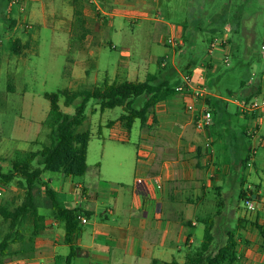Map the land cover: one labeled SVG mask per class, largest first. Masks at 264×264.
<instances>
[{
	"label": "crops",
	"instance_id": "obj_1",
	"mask_svg": "<svg viewBox=\"0 0 264 264\" xmlns=\"http://www.w3.org/2000/svg\"><path fill=\"white\" fill-rule=\"evenodd\" d=\"M24 1V10L12 9L20 14L27 31L53 29L55 34H65V51L74 50L80 58L88 55V69L84 60H74L70 68L74 86L84 82V74L88 81L93 76L92 81L99 83L96 70L104 66L107 48L119 52L121 61L112 74L106 72L104 82L145 81L165 65L173 66L180 80L186 75L176 65V50L168 45L170 38L182 43L184 37L182 26L172 21L174 0H103L98 10L90 6L80 10L81 18L88 19L83 32L76 26L74 0ZM154 44L167 49L165 57L153 52ZM221 58L218 54L206 59L214 64ZM24 61L18 58L10 63L13 74H21ZM201 71L199 65L193 73ZM251 77L253 80L247 82L239 99L210 91L208 101L222 103L217 109L207 103L214 123L205 133L196 131L179 95L158 104L154 115L157 123L152 116L148 128L142 129L137 155L129 164L128 173L124 174L121 168L116 175L105 173L99 162V168H89L78 183L61 174L56 182L44 176L66 208H82L90 214L88 222L80 224L75 244L78 254L70 264H184L202 244L204 221L210 216L215 218L214 243H226L232 231L238 264H264V235L260 230H264V142L254 144V164L244 167L243 161L253 144L244 134L252 121L241 114L238 106L239 100L249 101L264 90V71L259 75L253 72ZM231 104L237 107L235 114L229 111ZM115 128L127 133L119 125L112 130ZM258 130L264 138V122ZM110 139L122 140L116 136ZM103 140L106 152L107 141L104 137ZM34 141L30 143L32 147ZM140 178H158L162 182L158 198H150L146 187L137 184ZM250 187L255 192L257 210L246 216L242 205L230 206L228 200L236 196L241 202L240 194L247 195ZM220 210L222 214L217 217ZM65 234L63 224L48 217L46 230L36 240L34 257L4 264H69L71 248L65 243Z\"/></svg>",
	"mask_w": 264,
	"mask_h": 264
},
{
	"label": "rangeland",
	"instance_id": "obj_2",
	"mask_svg": "<svg viewBox=\"0 0 264 264\" xmlns=\"http://www.w3.org/2000/svg\"><path fill=\"white\" fill-rule=\"evenodd\" d=\"M20 1L25 5L24 0ZM10 2L11 0H0V157L5 159L3 167L6 172L10 169V160L16 151H37L42 149L43 143H48L49 129L45 123L49 119L51 106L45 94L57 93L63 89H90L101 85L104 83L106 72L112 74L114 67L121 61L119 52L107 48L103 56L104 66L96 70L99 83L92 81L93 76L88 81V77L84 74V82L74 86L69 73L70 68L75 64L74 60L78 63L84 60L88 69V55L80 58L74 50L65 51L63 49L65 34L58 35L59 32L55 34L53 29L39 31L35 28L27 31L25 25L20 22V14L10 8ZM13 8L19 10L18 5ZM78 8L88 9V5L81 0L78 2ZM220 17L228 18L225 20V26H230L231 32L226 33L225 26L219 29L217 23ZM25 19L23 17V20ZM235 20L242 22L241 32L236 36L233 35ZM172 21L181 25L184 30L185 44L182 40L180 47L183 48L185 56L194 59L197 66L200 65L201 72L206 78L208 72L201 63L208 57V49L213 39L227 34L226 48L221 49L220 54L228 57L229 65L221 60H216L217 63L213 65L216 70L224 67L222 75L225 74L224 80L227 79L228 88L233 92L234 99L242 96L240 84L249 73L254 72L259 75L264 71V59L260 53V44L264 42V0H174ZM84 25L88 26V19L84 20L80 16L76 26L83 32ZM127 30L132 32L131 27H127ZM134 32L138 36L137 28ZM85 35L87 36L88 33ZM15 40L29 43L22 56H15L11 50V42ZM152 48L153 52L161 57H165L168 53L166 48L156 44L152 45ZM179 50L178 47L176 65L183 61L178 55ZM17 57L25 60L21 74L18 76L12 73L13 67L10 65L18 59ZM80 70L82 71V68ZM223 89L226 94L227 88L223 87ZM60 106L65 113L74 115L75 106L66 108L64 100L60 101ZM95 108H97L96 102L91 101L87 106L86 121L78 129L80 132L92 133L88 152L89 168L91 170L95 167L99 168L97 163L102 162L105 173L111 172L116 175L120 168L124 174L128 173L129 164L136 158L142 137L140 122L135 123L130 135L122 133L120 128L114 130L104 128L103 136H99V125L118 119L123 114V110L116 108L107 110L104 114H93L92 110ZM229 111L235 114L237 107L231 104ZM234 123L237 124L236 121ZM110 136L122 138L121 141L125 142L111 140ZM103 137L107 141L106 152L103 147ZM32 141H34L33 147L30 145ZM118 163H121L122 167H116ZM59 176L61 175L50 172L45 174V178H51L54 182ZM72 180L74 183L80 181L79 178ZM23 197L24 191L17 185V180L10 186L0 184V205L5 202L12 206L20 204ZM228 201L230 206L240 204L244 207V202H240L236 196L230 197ZM42 213L48 214L44 210ZM6 232L7 227H3L1 235Z\"/></svg>",
	"mask_w": 264,
	"mask_h": 264
},
{
	"label": "trees",
	"instance_id": "obj_3",
	"mask_svg": "<svg viewBox=\"0 0 264 264\" xmlns=\"http://www.w3.org/2000/svg\"><path fill=\"white\" fill-rule=\"evenodd\" d=\"M79 1L81 0H74L75 13L78 18L81 16L78 8ZM226 19L228 18H219L217 23L219 29L224 28ZM233 24V35L236 36L241 32L242 22L235 20ZM183 42L185 44V37H183ZM27 47L29 43L22 45L20 40L11 42V50L15 55H21ZM179 49L183 61L179 62L178 67L181 72L192 76L197 63L191 57L185 56L183 48L179 46ZM201 64L206 65L207 86L210 91L215 90L216 93L232 97L233 92L228 88V81L224 80L225 74L222 75L224 67L216 70L207 59ZM251 76L252 73H249L246 79L241 81V89L246 86ZM181 82L175 68L165 65L161 66L156 74H149L145 81L104 82L90 89H63L57 93L45 94L51 106L49 119L45 123L49 129L48 143H44L42 149L37 151H16L10 160V169L7 172L3 167L5 160L0 157V184L10 186L17 180V185L24 191L20 204L12 206L5 202L0 205V264L8 260L33 258L36 251V240L46 230L48 217L64 226L65 243L71 248L68 263L70 264L77 256L78 251L75 244L80 234L82 223L80 218L84 216L88 219L90 214L82 208H66L60 201L58 193L51 188V182L45 181L44 176L48 172L71 178H84L87 175L89 171L88 149L92 133L90 131L80 132L78 129L86 121L88 104L91 101L96 102L97 108L92 110L93 114L104 113L116 108L123 110V114L117 120L109 121L105 126L99 127V136H102L104 128L113 129L118 125L127 132V135H130L137 121L140 122L142 129L148 128V122L152 116L153 122L157 123L154 116L157 105L179 95L178 87ZM223 87L227 88L226 94H224ZM61 100H64L66 108L75 106L74 115L62 110ZM207 103L217 109L222 102L217 101L214 104L212 100ZM249 160L248 153L243 161L244 167L248 166ZM253 196H255L254 193ZM246 198V193L242 192L241 201L244 202ZM43 210L47 211L48 215L42 213ZM221 214L220 210L217 217ZM204 224V240L200 247L187 257L184 264H238L235 233L229 232L226 243L220 246L214 243L215 218L210 216ZM3 227H7V232L1 235ZM260 230L264 235V230L262 228ZM165 264L179 263L174 261Z\"/></svg>",
	"mask_w": 264,
	"mask_h": 264
},
{
	"label": "built area",
	"instance_id": "obj_4",
	"mask_svg": "<svg viewBox=\"0 0 264 264\" xmlns=\"http://www.w3.org/2000/svg\"><path fill=\"white\" fill-rule=\"evenodd\" d=\"M88 6L95 9H99L103 0H82ZM18 5L21 10H24V4L20 0H11L10 8ZM230 26H225V32H231ZM168 45L172 50H177L181 43L175 39L170 38L168 40ZM227 45V34L225 36L216 37L213 39L210 48L208 49V57L215 58L221 53V49H225ZM260 53L264 59V42L260 46ZM221 61L229 65V59L225 55L222 56ZM205 67V66H204ZM253 80V78H252ZM181 85L178 87L179 96L183 100V109L187 116L192 120L194 127L197 132L205 133L208 129L213 126L214 117L212 110L210 109L207 101L209 97L212 96L210 89L207 86L206 77L202 73H193L192 76L184 75L181 80ZM238 106L241 114L244 117H249L252 121V125L247 127L245 130V136L251 141L252 147L249 151V163L248 166L252 167L254 160L256 158L257 149L254 144H262L264 138L261 136L258 126L264 122V90L259 96L251 100H239ZM207 147L212 152L211 144L208 143ZM138 185H143L146 187L150 198H158L160 192L162 191V182L158 178L149 179H138ZM252 187L249 188L247 193V198L244 201V209L246 216H250L257 210V203L255 196H253ZM81 222L86 224L88 219L84 216L81 218Z\"/></svg>",
	"mask_w": 264,
	"mask_h": 264
}]
</instances>
